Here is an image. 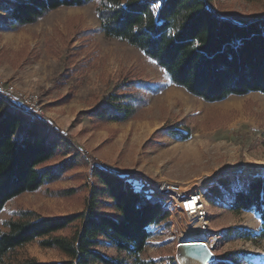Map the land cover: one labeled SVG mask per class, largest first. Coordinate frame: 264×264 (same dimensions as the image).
I'll return each mask as SVG.
<instances>
[{"label": "rangeland", "instance_id": "1", "mask_svg": "<svg viewBox=\"0 0 264 264\" xmlns=\"http://www.w3.org/2000/svg\"><path fill=\"white\" fill-rule=\"evenodd\" d=\"M208 3L220 15L235 19L264 15V0H208ZM96 11V0L83 6H63L32 24L0 31V83L13 86L23 95H39L47 119L54 122L50 116L55 117L62 126L54 122L55 127L64 131L62 135L73 150H60L51 163L77 155L75 165L61 179L9 201L0 213V231L7 230L4 221L17 217L20 209L34 210L42 216H59L87 208L96 179L90 174L89 158L78 148L87 149L104 167L121 176L133 172L131 178L138 186L144 182L156 192L169 181L175 187H180L181 182L191 189L202 187L206 193L222 177L250 176L235 170L225 172L224 168L242 166L249 162V157L264 160V93L205 101L173 84L164 69L143 51L102 32ZM90 58L93 62L88 68L75 72L65 84L56 82L67 68ZM130 79L160 85L162 90H144L147 105L124 122L97 124L90 116L78 117L80 111L97 108L116 85ZM71 90L75 91L74 97L58 103ZM169 94L173 95L170 99ZM167 128L190 131L191 138L179 140ZM247 171L264 172V169L241 170ZM202 181L206 182L204 186ZM161 193L158 194L165 198V206L172 207L175 216L170 214L169 227H151L153 235L139 260L146 264L172 261L180 264L178 245L187 241L183 239L189 232L187 219L176 208L170 195L173 192ZM232 194L233 189L224 198L211 195L212 202L205 195L209 211L205 233L220 236L215 245V261L264 264V239H247L242 233L244 229L258 232L261 220L255 211H233ZM108 201L105 198L104 203H99V211L117 216ZM99 250L128 264L139 263L108 242ZM28 258L59 262L67 259L57 248L42 247L36 240L10 250L4 262L19 264Z\"/></svg>", "mask_w": 264, "mask_h": 264}, {"label": "trees", "instance_id": "2", "mask_svg": "<svg viewBox=\"0 0 264 264\" xmlns=\"http://www.w3.org/2000/svg\"><path fill=\"white\" fill-rule=\"evenodd\" d=\"M91 1L0 0V31L16 30L57 8ZM96 10L102 32L143 51L164 69L173 84L205 101L264 93V15L252 19L223 16L208 0H96ZM92 62L91 58L79 60L56 82L65 84ZM144 90L158 92L162 86L138 79L123 81L97 108L80 111L78 117L90 116L97 124L129 120L147 105ZM74 93L71 90L58 103L70 101ZM13 103L0 95V213L19 195L61 179L73 168L77 156L51 163L60 150H73L62 135L64 131L50 120L32 118L17 100ZM166 130L179 140L191 138L190 131ZM239 173L250 176L222 177L205 195L212 202L211 195L224 198L233 189L230 208L255 211L261 220L258 232L244 229L243 236L263 240L264 172ZM133 174L121 176L106 167H95L96 180L83 211L42 216L34 210H18L17 217L4 221L7 230L0 231V264H6L4 256L10 250L36 240L42 247L57 248L67 259L28 258L19 264H128L99 250L105 242L127 252L138 264H146L139 255L153 235L151 227H169L170 212L165 198L144 182L138 186ZM105 198L117 216L99 211L98 205ZM63 230L71 233H59Z\"/></svg>", "mask_w": 264, "mask_h": 264}, {"label": "built area", "instance_id": "3", "mask_svg": "<svg viewBox=\"0 0 264 264\" xmlns=\"http://www.w3.org/2000/svg\"><path fill=\"white\" fill-rule=\"evenodd\" d=\"M0 95L3 97H6V101L14 105L13 100H17L19 104L22 105V110L29 114L32 118L41 119L44 121H49L46 116V110L44 109L42 103L40 102L39 95L37 94H29V95H23L21 93H18L16 89L13 86H6L3 83H0ZM78 150L86 155L89 158V169L91 176L94 174L95 167L97 166H103L100 161L97 160V158H93L89 151L87 149L78 148ZM104 167V166H103ZM157 192L162 194L161 192H164V185L162 187L157 188ZM176 196L179 198L185 197V201L183 202L182 206H179L177 204L176 198L173 197V199L176 202V208L178 207L180 209V213H182L186 219H187V230L189 231L186 235L187 237L190 236L192 231H194L195 224L191 219L196 218H202L205 213L204 205L206 204L205 199V193L200 188H195L191 190H183V191H176ZM166 207V206H165ZM167 210L172 214V217L175 216L174 210L172 207H166ZM190 219V221L188 220ZM209 225L208 223L199 224V229L203 231H207ZM207 238H212L211 235H209ZM206 238V245L213 251L215 254V248L211 243L215 242L218 243V240L210 239V245L208 244L209 240ZM220 238V237H219ZM185 239V238H183ZM217 260V255L215 254V259L213 261ZM212 261V262H213ZM211 263V262H210ZM209 263V264H210Z\"/></svg>", "mask_w": 264, "mask_h": 264}, {"label": "bare ground", "instance_id": "4", "mask_svg": "<svg viewBox=\"0 0 264 264\" xmlns=\"http://www.w3.org/2000/svg\"><path fill=\"white\" fill-rule=\"evenodd\" d=\"M172 97H173L172 94L167 95L168 99H170ZM249 159H250L249 162L244 163L242 166L234 167L233 169L224 168L223 170L225 172L228 171V170H235V171L241 172V170L243 168H249V167H252L253 169H256V170L264 169V160L263 159H257V158H252V157H249ZM205 183H206L205 181H204V183L202 181L201 184L204 186ZM188 188L191 189V187L187 186V184L185 182H181V186L180 187H175V186L171 185L169 181H166L165 184H164V192L168 191L170 193H172V192L174 193L176 191L187 190ZM173 193L170 194V195L176 198L177 204L179 206H182L183 202L185 201V198H183V197L179 198L176 195H174ZM204 209H205V213H204V216L202 218L191 219L192 221H195V222H193L195 224V227H194L195 230L192 231L190 236L185 238L187 241L191 240V241H197V242L206 243V241H207L206 238L208 236L206 235L205 231L199 229V224L201 225L204 222L205 223H209V218H208V216H209L208 212L209 211H208V207L206 206V204L204 205ZM188 220L190 221V219H188ZM211 236H212V238H207L209 240V242H208L209 245H210V239L218 240L219 237H220L218 234L217 235H211ZM211 245H213V247H215L216 243L213 242V243H211ZM177 255H178L180 264H208V261L206 259L198 258V257H195V256H190V255H188V254H186L184 252H178Z\"/></svg>", "mask_w": 264, "mask_h": 264}, {"label": "water", "instance_id": "5", "mask_svg": "<svg viewBox=\"0 0 264 264\" xmlns=\"http://www.w3.org/2000/svg\"><path fill=\"white\" fill-rule=\"evenodd\" d=\"M178 252H184L190 256L206 259L208 261V264L215 259V254L213 253V251L203 242L191 240L182 241L178 245Z\"/></svg>", "mask_w": 264, "mask_h": 264}, {"label": "crops", "instance_id": "6", "mask_svg": "<svg viewBox=\"0 0 264 264\" xmlns=\"http://www.w3.org/2000/svg\"><path fill=\"white\" fill-rule=\"evenodd\" d=\"M50 118H51V120H53L54 122H57V121H56L57 119H56L55 117H51V116H50ZM57 123H58V122H57ZM57 125H58V126H61L59 123H58ZM61 127H62V126H61Z\"/></svg>", "mask_w": 264, "mask_h": 264}]
</instances>
